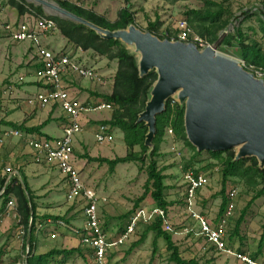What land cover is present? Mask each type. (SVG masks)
Returning a JSON list of instances; mask_svg holds the SVG:
<instances>
[{
  "label": "rangeland",
  "instance_id": "obj_1",
  "mask_svg": "<svg viewBox=\"0 0 264 264\" xmlns=\"http://www.w3.org/2000/svg\"><path fill=\"white\" fill-rule=\"evenodd\" d=\"M24 1L27 6L40 7L46 16L64 19L46 10L42 5L30 0ZM46 1L58 5V2L63 0ZM67 1L81 8L94 11L111 22L117 20L118 12L121 9L128 7L134 14L135 25L139 29L146 32L149 23H156L157 34L163 39L169 38L170 41L176 39L179 21L185 20L192 31V36L187 43H192L193 38L198 37L203 42L204 47L202 49L209 45L219 53L239 60L244 66L246 62L235 54V50L238 48V33L241 34L244 44L255 43L264 52V34L261 31L264 23V0ZM205 1H211L221 6L227 11L223 15V19L225 17L229 20L226 28L218 33L217 40L214 43H210L211 37L208 35L203 37L200 34L201 25L189 15L191 10H203ZM8 2L9 0H0V125H2L1 121L4 119L3 114L9 109V106L15 105L21 100L14 97L13 90L23 86L26 83V77L32 74L33 70L31 61H28L27 56L23 55L22 49L18 47L22 44L12 41L4 31L7 24L33 19L28 15L20 19L16 10L8 6ZM204 25L205 27L210 26V22L207 21ZM54 33L57 36L52 41L54 52L76 56L79 61L84 62V65L94 68L98 75L108 71L110 65L106 61L98 57H96L97 59H90V56L87 55H75L74 50L64 48V45L61 44V39L57 34L58 31ZM227 40L230 41V44L226 43ZM27 54H29V51ZM23 74L25 76L23 77L24 81H21L20 78ZM69 84L72 89L71 94L78 102L104 101L99 98L101 95H99L98 90L87 81L76 80ZM170 99L173 100L174 104H178L175 98ZM111 112L93 113L83 118L82 127L84 131L92 130L91 127L95 128L96 131L99 123L104 122V118L109 115L111 116ZM86 126H88L87 129H85ZM6 129L11 128L4 125L0 126V134L2 130ZM169 130L168 127L165 131L164 142L160 146L156 161L159 169L165 168L166 179L164 183L168 187L165 197L168 202L173 204L168 211V221L173 230L169 234L179 249L181 257L186 260L194 259L198 264H242L236 257L217 252L207 244L198 235V224L191 215L195 213L205 216L212 225L217 223L222 204L221 167L206 152H201V155L195 156L194 152L186 147L183 142L176 140ZM95 131H90L92 135L88 136L86 140L87 147L78 145L74 148V158L77 163H81L79 161L84 154L94 158L106 156L110 159L126 155L127 148L123 141V134L119 130L112 129L114 141L102 145L94 140ZM47 132L53 136L57 135L56 132H52L50 129ZM23 140L24 137L19 139L8 138L0 146V156H3V150L6 151L9 146L24 148L25 143ZM232 150L236 153L235 149ZM135 151H139V148H135ZM84 161L85 163L79 170L84 185L93 189L98 196L107 199V202L102 203L98 210L102 230L110 238L117 237L126 227L129 213L133 210L136 201L143 195L144 184L147 180L146 168L149 162L146 160L144 165L139 163L119 165L113 172H110L106 164L88 162L85 159ZM11 164L13 163L7 161L2 167L5 166L3 169L7 168L12 171L10 169H13L14 166ZM140 166L143 167L142 170H140ZM2 167L0 165V174ZM188 170L203 174L209 179V184L199 190L196 198L192 201H188L183 183V175ZM231 190L237 192V197L235 199L234 216L225 230L227 249L232 250L234 253L247 255L250 258L256 257V261L261 262L264 260V247L259 252L258 246L264 234V196L245 210L255 192L248 190L242 182L235 178L228 181L225 196H228V192ZM10 203H12L11 206ZM83 205L84 201L82 200L70 204L72 215L80 216ZM153 206H155L154 202L150 196H147L138 208L150 209ZM14 208H16V201L11 198L5 209L0 213V264H23L26 260L25 256L28 249L24 251V246L26 245V248H28L29 243H27L25 234L22 233L23 229L18 217H15ZM244 210V219L236 231V223ZM57 217L59 221L51 220L47 222L50 225L47 226L48 231L44 230L46 225L44 226L43 222L37 220L35 240L32 244L35 255L47 253L52 249L75 248L78 242L81 245L78 241L79 237L77 238L78 234L73 229L79 228L77 229L79 231L82 230V227L80 228L77 224L68 221L63 222L62 218H67L66 215ZM145 229L146 226L139 225L135 235L129 242L111 251L108 256V264H174L169 261L170 253L167 251L166 244L162 239L156 241L157 253L155 256L152 255L154 250V234L152 233L147 234L143 242L127 254L131 246L142 238ZM44 231L47 233H43ZM85 254V258L74 254L67 258L63 256L55 257L50 262L51 264H94L92 255L90 253Z\"/></svg>",
  "mask_w": 264,
  "mask_h": 264
},
{
  "label": "trees",
  "instance_id": "obj_2",
  "mask_svg": "<svg viewBox=\"0 0 264 264\" xmlns=\"http://www.w3.org/2000/svg\"><path fill=\"white\" fill-rule=\"evenodd\" d=\"M58 5L67 10L68 12L83 18L98 27L108 29L111 31L126 29L129 24H136L134 14L128 7L121 9L118 12V18L115 22L109 21L104 16L97 14L94 11L81 8L74 5L67 0L58 2ZM8 6L15 9L18 17L21 19L25 16H31L32 19L38 17H49L56 24V31L64 37L72 47L81 49L82 51H90L95 56L106 58L109 62L116 61L117 69L113 77V88L110 95H101L99 98L112 106V112L108 121L101 122L110 126L112 129L119 130L123 134V141L127 148V153L124 157H117L114 159L106 158H92L88 154H84L81 159H85L88 162H97L99 164H106L110 172H113L119 165L128 163H139L144 165L148 160L146 168L147 180L144 184L143 195L136 201L133 210L129 213L128 219L139 208L141 202L147 196H150L155 206L163 209L168 215L169 209L172 207V203L168 202L165 197V193L168 187L165 185L164 180L166 176L164 169L157 167L156 157L159 154L160 146L164 142L165 131L169 127L172 130L174 138L190 148L195 156L201 155L187 140L185 128H184V108L178 104H174L173 100L169 99L166 102L165 112L156 117V134L153 139L154 149L150 155H148V148L145 147V137L147 134V127L143 122H138L139 115L145 110L146 103L149 99V92L157 80L156 72L152 71L148 75L140 78L138 72L137 58L131 54L125 46L120 42L114 40H103L95 32L90 29L76 24L72 21L61 19L58 17L46 16L40 7L36 8L32 5L27 6L24 0H9ZM215 7V9H213ZM225 11L221 6L211 1H205V8L203 10H191L189 15L198 22L202 29L201 35L209 36L210 43H214L217 40V35L221 30H224L228 25V18L223 19ZM210 22V26L205 27L206 22ZM261 31L264 34V23L262 24ZM146 32L157 36L160 39L163 37L157 34V24L149 23ZM238 48L235 50V54L238 55L244 62H246L245 69L251 67L255 69H262L264 71V52L257 46V44H244L242 42V36L238 33L237 36ZM169 40V38H168ZM177 40V38L175 39ZM230 44V41H226ZM1 108V106H0ZM49 123L45 121L38 127L27 128L24 124L17 125L11 122L1 121V124L9 127L13 130H18L26 134H41V129ZM135 148H139V151H135ZM209 154L221 167V194L222 204L218 213L217 219L226 210L229 199L225 196L226 186L231 178H235L242 182L248 190L255 192L252 199L247 204L248 209L256 200L264 196V169L261 170L258 166V162L255 158H246L239 161H234L235 152L233 150H226L222 152H210ZM143 167L140 166V170ZM198 174L197 172H194ZM20 179L12 177L6 187L7 176L0 178V193L4 188L2 195L0 196L1 205L0 213L5 209L7 203L14 198L16 201V214L19 219V223L22 229L25 231L28 248L26 249V264H51L50 260L55 257L63 256L65 258L74 254L85 258V253H90L93 257L92 251L84 247H76L69 250H51L43 255H35L33 247V235L35 233L36 206L34 203V197L31 190L28 187L21 171H19ZM229 193V192H228ZM245 210L241 214L236 223V231L242 223L245 215ZM126 216V217H127ZM58 218H54L57 220ZM31 220V225L29 221ZM66 221V219L62 218ZM140 226H146V229L142 235V238L134 243L127 254L136 248L143 242L146 235L149 233L154 234V250L153 256L157 253L156 241L162 239L167 247V251L170 253L169 261L174 264H198L194 259L186 260L181 257L179 249L174 244L172 236L163 230L161 219L157 218L151 223H140ZM125 229V228H124ZM124 232L119 234L121 235ZM237 234V233H236ZM264 247V234L261 238L258 246V251L261 252ZM256 260V257H252Z\"/></svg>",
  "mask_w": 264,
  "mask_h": 264
},
{
  "label": "water",
  "instance_id": "obj_3",
  "mask_svg": "<svg viewBox=\"0 0 264 264\" xmlns=\"http://www.w3.org/2000/svg\"><path fill=\"white\" fill-rule=\"evenodd\" d=\"M57 10L64 19L90 29L101 39L125 46L138 60L140 78L156 72L158 78L138 117L148 130L144 142L148 155L154 149L156 117L175 98L184 108L186 138L198 152L235 149L234 161L255 158L264 169V79L211 46L201 50L193 43L162 40L135 24L111 31L59 5Z\"/></svg>",
  "mask_w": 264,
  "mask_h": 264
},
{
  "label": "built area",
  "instance_id": "obj_4",
  "mask_svg": "<svg viewBox=\"0 0 264 264\" xmlns=\"http://www.w3.org/2000/svg\"><path fill=\"white\" fill-rule=\"evenodd\" d=\"M56 30L55 22L49 17H38L31 21L7 24L4 27V31L12 41L28 44L34 51L33 79L40 85V89L32 97L27 98L25 104L29 107L38 106L40 108L57 106L67 118V123L62 129V136L57 140L36 138L29 141L35 160L55 166L62 174L68 183L67 200L69 202L84 201L82 215L85 225L82 230L75 232L78 234L81 246L92 251L94 264H108L109 253L129 242L140 223H151L159 218L164 231L171 233L173 230L168 221V215L156 206L150 209L139 208L128 219L124 232L115 238H109L102 230L98 210L102 203L107 202V199L98 196L93 189L84 185L80 172L74 164V140L83 131L81 122L84 117L93 113L111 112L113 108L105 101L78 102L71 94L72 89L69 83L76 80L88 81L95 85L103 96L111 94L113 81L98 75L94 68L84 65L76 56L51 50L45 44V40ZM177 30L175 41L187 43L192 36L188 23L185 20L179 21ZM192 43L201 50L204 47L202 40L198 37H194ZM248 71L255 74L257 78L264 79L262 69L251 67ZM20 80L24 81V78L21 77ZM169 131L172 133V130ZM13 137L19 139L24 137V134L13 129L2 130L0 146L8 138ZM94 138L99 144L112 143L114 141L112 128L99 124ZM183 183L185 195L188 201H192L196 198L197 192L209 184V179L203 174H195L188 170L183 175ZM236 197L235 190L228 193V206L215 225H212L205 216L191 214L198 224V235L217 252L234 256L242 264H264V260L258 262L247 255L234 253L227 249L225 230L234 216ZM15 216L17 217V214ZM29 225H31V220ZM22 233L25 234V231L23 230ZM23 264H26V260Z\"/></svg>",
  "mask_w": 264,
  "mask_h": 264
},
{
  "label": "crops",
  "instance_id": "obj_5",
  "mask_svg": "<svg viewBox=\"0 0 264 264\" xmlns=\"http://www.w3.org/2000/svg\"><path fill=\"white\" fill-rule=\"evenodd\" d=\"M55 34V35H54ZM59 38L61 39V44L64 45V48L67 47L70 50H74L75 55L81 56V55H87L90 56V59H97L92 52L90 51H82L81 49H76L72 47L71 44L68 43V41L62 37L59 33H57ZM54 35V37H53ZM56 33L50 34L47 39L45 40V44L51 49H54L53 40L56 38ZM23 51V55L27 56L28 61H31L32 65V74L28 75L26 77V83L21 86L20 88H16L13 90L14 97H17L21 99L17 104L9 106V109L4 112L3 116L4 119L2 121L4 122H11L17 125L24 124L27 128L32 127H38L42 125L45 121L49 120V123L41 129V134L43 136H39L38 134H24V148H18V146H7L8 148L6 151L3 150V156H0V165L1 167L3 164H6L7 161L10 163H13V169H10L12 171H9L7 168L3 169L1 168V174L0 178H4L5 176L8 177L11 175L12 177H19V171H21V174L23 175L25 181L28 184L29 189L31 190L33 197H34V203L36 206V217L37 220L40 222H43V225L45 226L44 230L48 231L47 226H50L47 222L54 220V218H58L57 216H64L66 215L67 218H65L69 223H74L80 226V228L84 227V218L81 213L80 216H73L72 212H70L71 207L69 202L67 200V192H68V183L66 179L62 176V174L56 169L55 166L47 164L45 162H37L34 157V152L30 145V140H35L36 138L40 139H49V140H57L62 136V129L64 125L67 123L66 116L59 110L57 106H47L46 108H40L38 106L36 107H29L25 104V100L27 98L32 97L37 90L40 89V85L36 82H34L33 79V72L35 70V61H34V51L28 44H22L18 46ZM29 51V54H27ZM93 55V56H92ZM101 58V60L106 61L110 67L107 69L108 71L106 73L101 74L104 78H108L111 81H113L114 74L117 69V63L116 61L109 62L106 58ZM81 62V61H80ZM84 64V62H82ZM111 74H109V73ZM31 73V72H30ZM21 77H25L24 74ZM88 82V81H87ZM89 83V82H88ZM87 84V83H86ZM91 84V83H89ZM95 87V85L91 84ZM96 88V87H95ZM113 88V86H112ZM98 92L100 91L98 88H96ZM112 92V90H111ZM99 95L101 93L99 92ZM97 98V97H96ZM91 102V101H90ZM90 116V115H89ZM110 116V115H109ZM104 118V121H108L110 117ZM85 118V117H84ZM82 126H83V119H82ZM100 124V123H99ZM3 126V125H0ZM94 126V125H93ZM97 126V124H96ZM88 126H86L85 129H87ZM83 128V127H82ZM50 129L52 132H56L57 135L53 136L52 134H49L47 130ZM92 130L89 131H82V133L78 136H76V139L74 140V148L76 146L81 147H87L86 140L88 136L92 135L91 132L95 131V128L91 127ZM97 129V127H96ZM91 131V132H90ZM96 132V131H95ZM94 132V134H95ZM94 137V135H93ZM16 139V138H14ZM95 140V138H94ZM99 144V143H98ZM102 145V144H100ZM94 158L93 156H91ZM103 158L110 159L106 156H102ZM111 160V159H110ZM77 163L74 158V164L78 170L83 166L85 163L84 159H81ZM6 170V171H5ZM10 178V179H11ZM6 179V180H7ZM13 200H15L13 198ZM13 203V202H12ZM1 205V204H0ZM16 209V208H15ZM16 215V211H15ZM16 217V216H15ZM59 221V220H57ZM65 222L64 220H62ZM37 222V221H36ZM43 229V228H42ZM79 229V228H77ZM77 229H73L74 232ZM43 233H47L44 231ZM42 233V234H43ZM119 236V235H118ZM33 241L35 240V233L33 235ZM78 238V235H77ZM110 238V237H109ZM115 238V237H114ZM112 239V238H111ZM78 241L79 238H78ZM76 247H81V245H76ZM75 247V248H76ZM74 248V247H73ZM70 248V249H73ZM54 250V249H52ZM55 250H64V249H55ZM69 250V249H66ZM51 251V250H50ZM48 251V252H50ZM47 252V253H48ZM46 254V253H43ZM43 254H37V255H43Z\"/></svg>",
  "mask_w": 264,
  "mask_h": 264
},
{
  "label": "bare ground",
  "instance_id": "obj_6",
  "mask_svg": "<svg viewBox=\"0 0 264 264\" xmlns=\"http://www.w3.org/2000/svg\"><path fill=\"white\" fill-rule=\"evenodd\" d=\"M35 2L36 4L42 5L46 10L51 11L63 18H66L63 14H60L57 10V5H55L54 3L48 2L46 0H30Z\"/></svg>",
  "mask_w": 264,
  "mask_h": 264
}]
</instances>
